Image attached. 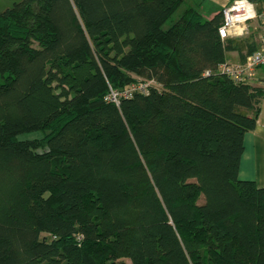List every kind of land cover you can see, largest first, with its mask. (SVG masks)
I'll list each match as a JSON object with an SVG mask.
<instances>
[{
  "label": "trees",
  "instance_id": "trees-1",
  "mask_svg": "<svg viewBox=\"0 0 264 264\" xmlns=\"http://www.w3.org/2000/svg\"><path fill=\"white\" fill-rule=\"evenodd\" d=\"M184 1L0 12V264H264V187L239 177L264 86L218 71L258 45L220 38L224 10L164 29Z\"/></svg>",
  "mask_w": 264,
  "mask_h": 264
},
{
  "label": "built area",
  "instance_id": "built-area-1",
  "mask_svg": "<svg viewBox=\"0 0 264 264\" xmlns=\"http://www.w3.org/2000/svg\"><path fill=\"white\" fill-rule=\"evenodd\" d=\"M224 20L218 30L224 41L230 38H239L244 35L250 24H256L258 31V48L245 61H226L219 66L218 71L237 83L252 84L257 71L264 67V3L255 0H235L223 11ZM207 72L206 75H209ZM151 87H158L155 81L138 80L122 91L112 88L107 101L120 104L121 99L131 98L135 93L148 94Z\"/></svg>",
  "mask_w": 264,
  "mask_h": 264
},
{
  "label": "crops",
  "instance_id": "crops-1",
  "mask_svg": "<svg viewBox=\"0 0 264 264\" xmlns=\"http://www.w3.org/2000/svg\"><path fill=\"white\" fill-rule=\"evenodd\" d=\"M253 25L254 24H250L249 27ZM247 30L249 31V28ZM233 39L240 40L241 37ZM250 40L252 42H256L258 45V31L256 34V39ZM238 57V60L235 61L231 59L228 60L232 62H240L241 59L239 54ZM261 70L262 69L260 68L257 71L255 80L259 79L260 81H264V78H261L259 75L262 72ZM239 177L241 180L254 181L259 187H264V98L261 105V113L258 119L257 128L254 131L247 133L245 136V151L241 160Z\"/></svg>",
  "mask_w": 264,
  "mask_h": 264
},
{
  "label": "rangeland",
  "instance_id": "rangeland-1",
  "mask_svg": "<svg viewBox=\"0 0 264 264\" xmlns=\"http://www.w3.org/2000/svg\"><path fill=\"white\" fill-rule=\"evenodd\" d=\"M20 1H22V0H0V12H3L6 9L11 8L15 3H18ZM229 2H230V0H185L184 3L182 4V6L174 14L173 18L171 19V22L169 21L164 26V29H168L171 26L172 21L178 20L188 6L200 7V12L204 16V18L210 19L213 15L224 10ZM248 28H249V31L248 30L244 31V34L246 36L245 35H243V37L241 36V39H240L241 41L248 40V39H252V40L256 39V34H257L256 24L253 26H250ZM227 58L235 61V60H238L239 57H238L237 53H228ZM261 69H262L261 70L262 72L259 75L261 78H264V67ZM134 78L135 79H141V77H138V76H134ZM252 84L264 86L263 81H260L259 79L254 80L252 82ZM42 137H43V135L41 133H36V134L24 135L21 137V139L32 140V139L42 138ZM202 202H204L203 197L201 198L200 203H202Z\"/></svg>",
  "mask_w": 264,
  "mask_h": 264
}]
</instances>
